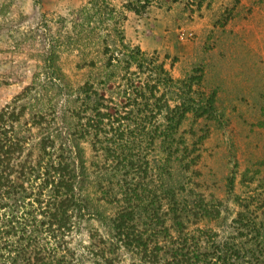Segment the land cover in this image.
<instances>
[{
    "label": "rangeland",
    "instance_id": "1",
    "mask_svg": "<svg viewBox=\"0 0 264 264\" xmlns=\"http://www.w3.org/2000/svg\"><path fill=\"white\" fill-rule=\"evenodd\" d=\"M135 51L136 62L130 57ZM52 67L72 90L91 85L106 114H121L123 131L132 120L126 112L134 109L133 97H126L146 87L159 98L166 91L157 79L163 71L173 80L202 76L192 90L202 105L212 98L213 108L183 122L185 152L195 164L181 175L221 212L218 221L199 227L227 234L242 212L237 199L255 195L257 180L264 184V0H0V107L25 88L46 85ZM176 96H166L170 106ZM60 98L53 97L55 115ZM189 128L196 131L192 137ZM96 142H82L89 175L84 194L112 215L113 200H103L97 186L121 200L131 174L127 161L105 158V144ZM96 165L104 167L102 180ZM79 226L71 236L83 243L90 233L107 232L94 220ZM122 254L127 264L129 255Z\"/></svg>",
    "mask_w": 264,
    "mask_h": 264
},
{
    "label": "trees",
    "instance_id": "2",
    "mask_svg": "<svg viewBox=\"0 0 264 264\" xmlns=\"http://www.w3.org/2000/svg\"><path fill=\"white\" fill-rule=\"evenodd\" d=\"M138 56L130 55L135 62ZM55 67L46 85L25 88L0 107V264H123L122 252L129 255L127 264H264L263 182L257 180L252 197L237 199L242 212L220 236L199 227L220 219L216 201L182 181L181 169L195 164L185 152L183 122L189 114L197 121L213 108L212 98L202 105L192 90L201 75L173 80L160 68L157 79L165 93L158 98L155 88L145 87L126 97H133L134 109L126 112L132 120L123 131L121 114H106L91 85L72 90ZM174 95L177 102L170 106L167 98ZM53 97H61L57 115ZM91 140L106 145L105 158L127 161L131 174L121 200L97 186L103 200H113L112 215L84 194L89 175L82 142ZM95 167L102 180L104 167ZM92 220L105 228V236L90 233L87 243L71 236Z\"/></svg>",
    "mask_w": 264,
    "mask_h": 264
}]
</instances>
